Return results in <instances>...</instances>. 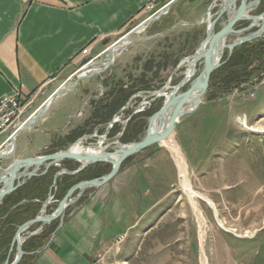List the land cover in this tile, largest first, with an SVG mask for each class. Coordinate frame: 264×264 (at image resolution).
<instances>
[{
    "label": "rangeland",
    "instance_id": "rangeland-1",
    "mask_svg": "<svg viewBox=\"0 0 264 264\" xmlns=\"http://www.w3.org/2000/svg\"><path fill=\"white\" fill-rule=\"evenodd\" d=\"M194 1L181 0L171 11L177 15L181 7L193 5ZM218 6L211 10L212 16ZM205 20L206 15L194 27L163 31L160 35H152L153 31L149 28L131 35L128 38L129 44L116 51L110 68L105 72L107 74L111 70V86L116 83H123L128 87L134 85L138 87V91L134 93V97L132 94L128 98L125 110L116 117L123 129L128 125L126 135L118 136L121 131L114 136L109 135V139L106 138L99 147L111 150L117 143L133 142L143 136L149 115L143 116L140 111L151 103L162 104L164 99L161 96L150 101L153 95L149 91L158 90L167 82L169 86H173L182 78L184 67L170 77L178 64L174 62L190 56L200 46L205 37ZM225 22V18L221 17L215 30ZM243 25L245 24L238 22L236 27ZM235 37L237 36H228L227 42ZM201 68L202 65L198 63L195 76L201 72ZM188 86L189 84H185L179 92ZM249 92H253L254 96L250 97ZM211 94H204L198 106L186 116H181L179 123L177 122L178 128L183 122L186 123L179 141L184 147L188 162L182 152L178 154V147L174 146L177 139L175 130L163 142L153 144L122 162L125 164L133 159L142 160L154 152L173 153L174 147L178 155L176 158L172 157V160L168 156L159 159L164 163L170 162L171 165L167 164L165 174L155 185L156 192L163 196V201L159 204L160 213L156 216L153 228L135 231L118 243L115 241L120 235L115 237L112 244H115L114 249H118V252L111 259H104V264L108 261L112 264H264V120L258 125L254 124L255 119L264 117V77L260 82L251 80L222 93H216L213 89ZM70 100V96H66L61 111L58 112L57 119L61 124L69 119L67 115L73 111ZM61 103L62 100L51 104L43 116L58 110L57 106ZM229 104L234 105L228 109ZM29 114H25L24 118ZM47 125L48 122L39 119L32 127L20 132L15 137L14 151L10 156L0 159V171L14 159L24 158L21 154L30 156L53 152L50 149L44 150L48 142L44 134ZM119 126H115L113 131ZM231 131H234L233 135L229 134ZM216 138L218 144L212 143L214 150L211 153L208 150L209 157L203 158L201 144L206 141L215 142ZM191 142H196L197 145H189ZM97 144L96 141L92 146ZM107 168L98 169L99 176L110 170ZM50 186L48 193L50 190L53 198L56 186L51 189ZM188 188L195 194L190 193ZM94 189L87 188L75 202L82 203ZM59 190L61 191V187ZM201 196L210 199L214 207ZM56 204L57 201L53 198L45 212H52ZM37 227L34 224L27 231ZM50 234L45 244L49 241ZM41 248L28 254L38 252ZM14 253L13 250L9 261L13 259ZM104 253L105 251L97 252L92 264L98 254L105 255ZM33 262L34 258H30L22 264Z\"/></svg>",
    "mask_w": 264,
    "mask_h": 264
},
{
    "label": "crops",
    "instance_id": "crops-1",
    "mask_svg": "<svg viewBox=\"0 0 264 264\" xmlns=\"http://www.w3.org/2000/svg\"><path fill=\"white\" fill-rule=\"evenodd\" d=\"M180 1L176 0L159 19L133 34L149 28L152 35H160L163 31L194 27L205 15L207 19L214 1L220 3L222 0H195L193 5L181 7L175 15L171 10ZM161 5V1L152 0H0V97L18 93L31 101L26 114L33 112L79 69L84 48L89 47L90 55H97L96 60L101 58L117 38L151 17ZM127 44L129 41L120 48ZM106 70L81 79L71 92L61 93L51 101L50 105L60 100L62 103L57 106L58 110L43 116L49 105L39 118L48 122L44 132L48 142L44 150H64L79 137L98 128L105 132L108 123L117 117L120 108L113 111L110 104L113 79L109 77L111 70L107 74ZM72 82L73 79L70 84ZM66 96H70V108L75 111L61 124L57 115ZM233 105L229 104L228 109ZM261 120L264 117L255 119L254 124H260ZM185 126L184 122L179 128L175 124L177 139L174 146L187 161L179 141ZM229 134L233 135L234 131ZM212 143L217 145V138L215 142L201 144L203 158L207 159L214 150ZM89 144L87 137L79 146L86 148ZM175 149L173 153L154 152L142 160L133 159L122 164L112 179L89 192L82 203L69 205L62 219H58L49 241L37 252L33 264H92L95 254L104 251V259H111L118 252L112 244L115 237L153 228L160 213L159 204L163 201L155 185L165 174L167 164L171 165L159 159L164 156L170 160L176 158ZM65 160L66 164L78 163ZM60 166L67 168L63 163ZM50 225H43L38 233L49 229Z\"/></svg>",
    "mask_w": 264,
    "mask_h": 264
},
{
    "label": "water",
    "instance_id": "water-1",
    "mask_svg": "<svg viewBox=\"0 0 264 264\" xmlns=\"http://www.w3.org/2000/svg\"><path fill=\"white\" fill-rule=\"evenodd\" d=\"M175 1L176 0L170 1L163 6L156 15L143 20L135 27L129 29L123 36L117 38L105 49V55L101 58L96 60L92 59L91 56L84 57L80 61L79 69L54 90L50 96L40 104L35 112L28 117L21 126L12 132L10 141H12L13 147L16 146L15 137L20 132L32 127L57 95L71 92L81 79L105 70L113 62L115 50L123 46L125 42L127 43L128 38L133 33L159 19ZM259 3L260 0H222L214 16L211 15V10L217 5L216 1L210 5L206 19L205 37L193 54L178 62L171 72L170 77H172L179 68L185 67L188 62H190L192 69L191 73H186V71H184L182 78L173 86H169L167 82L158 90L149 91V94L153 95L150 101L161 96L164 97V99L161 106L148 116L147 127L139 140L129 143H117L111 150L91 153L87 150H73L72 147L81 140V138H79L64 150L14 159L8 166L0 171L1 204L5 196L15 191L28 179L44 174L52 166H59L62 160H74L79 163V166L73 170L67 168H59L56 170L53 175L50 189L55 185L56 180L63 174L74 175L84 170L86 167L99 162L110 164V170L107 173L95 178L83 179L71 185L58 201L55 209L50 213H46V208L52 198L49 190L47 197L42 201V207L38 214L17 226L10 242L8 255L1 264H18L25 253L22 248V243L28 237L38 233L43 225L51 223L56 219L61 220L65 209L79 199L87 188H98L112 179L127 157L145 150L153 144L163 142L172 134L174 126L179 118L193 111L201 102L202 96L207 91L210 75L221 65V59L225 50L228 51V56H230L235 47L245 42L264 37V10L256 14L250 13L258 7ZM221 17H225L226 22L218 30H215L216 24ZM241 21L247 22V24L237 28L236 24ZM230 35H236L237 37L231 42H227V38ZM124 37L126 38L123 39ZM220 52L221 55L219 57ZM198 63L202 65V68L201 72L195 76ZM97 67L100 68L98 69ZM72 79L73 82L70 84ZM185 84H189L187 89L179 92L180 88ZM134 96L135 95L132 97ZM116 121H118L117 118L113 117L107 125L108 128ZM10 154L11 152L0 153V159L8 157ZM74 193L75 195H73ZM34 201H36V199H34ZM21 202H24V200L19 203ZM34 224H37L38 227L35 230L27 231ZM13 250L15 251L13 259L9 261L10 254Z\"/></svg>",
    "mask_w": 264,
    "mask_h": 264
},
{
    "label": "trees",
    "instance_id": "trees-1",
    "mask_svg": "<svg viewBox=\"0 0 264 264\" xmlns=\"http://www.w3.org/2000/svg\"><path fill=\"white\" fill-rule=\"evenodd\" d=\"M177 63L178 61L174 62V64ZM263 77L264 37H261L235 47L230 56H228V51L225 50L221 59V65L210 75L209 85L205 94L211 96L213 89H215L216 93L226 92L228 89H232L233 87L241 86V84H247L251 80L260 82ZM137 91L138 87H135L134 85H131V87H128L123 83H116L113 85L111 88L112 97L110 101L113 111L125 104L128 98ZM160 106L161 104L157 105L156 103H151L148 107L140 112L143 116H147L150 115L154 110H157ZM132 118L133 116L129 119V121ZM119 125L120 124L114 123L109 131V135L114 136L120 131H122V136L126 135V129L128 125H126L124 129H122V126ZM115 126H119V128L114 132L113 129ZM62 163L67 168H69L71 165L66 164L67 160H62L61 164ZM78 165V163H75L72 165V168L69 169L73 170L77 168ZM106 167H108L107 170L110 169V164L99 162L86 167L77 174H64L60 176L55 183L56 192L53 198L58 203V201L62 198L66 190L71 185L83 179L98 177L99 173L97 170L101 168L104 169ZM56 170V166L50 167L44 174L31 177L15 191L4 197L2 203L0 204V264L7 257L10 242L17 229V226L22 224L24 221L36 216L40 210L42 201H44L46 198L48 187L53 181V175ZM60 187L62 192L59 190ZM58 191L59 194H57ZM34 199H36V201H34ZM22 200H24V202L19 203ZM48 209L49 206H47V211ZM57 222V220L52 221L49 229H43L40 233L28 237L22 243V248L25 253L18 264H22L27 259H33L36 257L37 252L33 254L28 253L41 248L45 244L50 232H52L54 227H56Z\"/></svg>",
    "mask_w": 264,
    "mask_h": 264
},
{
    "label": "built area",
    "instance_id": "built-area-1",
    "mask_svg": "<svg viewBox=\"0 0 264 264\" xmlns=\"http://www.w3.org/2000/svg\"><path fill=\"white\" fill-rule=\"evenodd\" d=\"M152 1L162 2V5L153 13L152 16H154L159 12V10L163 6H165L172 0H152ZM150 6L153 7V4H151ZM81 54L83 57L91 56L89 47L84 48ZM91 57L92 59H95L97 55H94ZM249 96L253 97L254 93L249 92ZM30 105H31V101H28L27 99L22 98L18 93L13 94V95H4L0 97V138L2 137L3 134H5L4 137L0 139V153H2L4 149L6 148L10 140V137L12 135V132L16 128H18L24 122L25 119L30 117L35 112L34 110L28 115L27 118H24L26 114V110L28 107L30 108ZM242 124H243V119H242ZM98 143H102V141L99 140ZM121 239H123V235H120L119 239H117L115 243H118ZM103 260H104V255L98 254L94 264L103 263Z\"/></svg>",
    "mask_w": 264,
    "mask_h": 264
},
{
    "label": "flooded vegetation",
    "instance_id": "flooded-vegetation-1",
    "mask_svg": "<svg viewBox=\"0 0 264 264\" xmlns=\"http://www.w3.org/2000/svg\"><path fill=\"white\" fill-rule=\"evenodd\" d=\"M221 2V1H220ZM217 5H219V3H216ZM264 4V0H260V3H259V5H258V7L255 9V10H253V11H251L250 13H252V12H255V14L256 13H259V12H261L262 10H264V8L262 7V5ZM216 5V6H217ZM218 8H219V6H218ZM213 9V8H212ZM217 12V11H216ZM225 18V17H224ZM225 20H226V18H225ZM242 22V21H241ZM242 23H244L245 25L247 24V22H242ZM238 28V27H237ZM252 30V29H251ZM124 35V34H123ZM122 35V36H123ZM121 37V36H120ZM108 68V67H107ZM106 68V69H107ZM105 69V70H106ZM104 71V70H103ZM102 71V72H103ZM125 107H126V103L125 104H123V105H121L119 108H120V110H119V112L121 113L123 110H125ZM116 122H118V121H116ZM115 123V122H114ZM113 123V124H114ZM113 124H112V126H113ZM111 126V127H112ZM111 127H109L108 128V126L106 127V130H105V132H104V130H102L101 132H100V128H98L97 130H94V131H92L91 133H89V134H87L86 136L85 135H81V137L82 136H85V137H82L81 138V140L79 141V145H80V143L82 142V140H84L85 138L87 139V137L88 138H90V144L89 145H87V146H92L93 145V143H95L96 141L97 142H99V140H101L102 141V143H104V141L105 140H107L106 138H108L109 137V131H110V129H111ZM105 129V128H104ZM122 134V131L120 132V133H118V136L119 135H121ZM80 138V137H79ZM109 139V138H108ZM85 148V147H84ZM45 153H48V152H45ZM79 164V163H78ZM79 166V165H78ZM77 166V167H78ZM76 169V168H75Z\"/></svg>",
    "mask_w": 264,
    "mask_h": 264
},
{
    "label": "bare ground",
    "instance_id": "bare-ground-1",
    "mask_svg": "<svg viewBox=\"0 0 264 264\" xmlns=\"http://www.w3.org/2000/svg\"><path fill=\"white\" fill-rule=\"evenodd\" d=\"M126 37H124L123 39H125ZM125 41V40H124ZM126 43V42H125ZM124 43V44H125ZM116 51V50H115ZM220 55H221V52L219 53V57H220ZM184 71H186V73H191V71H192V69H191V66H190V62H188L187 63V65L184 67ZM26 120V119H25ZM24 120V121H25ZM23 124V123H22ZM21 124V125H22ZM20 125V126H21ZM11 140V139H10ZM9 140V142H8V144H7V146H6V148L4 149V151L3 152H13L14 151V149H15V147H13V143H12V141H10ZM101 145H103V143H101V144H97V145H95V146H90V147H86V148H81L80 146H79V144H75L72 148H73V150H75V151H80V150H87V151H89V152H91V153H99V152H101L102 150H104V149H102V147H99V146H101ZM105 148V147H104ZM187 184V183H186ZM185 184V185H186ZM189 185V184H188ZM186 188V187H185ZM189 189V192L190 193H192V194H195V192L191 189V188H188ZM198 194V193H197ZM201 198L202 199H204L205 201H207L209 204H211L213 207H214V203L210 200V199H208L207 197H205V196H201ZM124 237V236H123Z\"/></svg>",
    "mask_w": 264,
    "mask_h": 264
}]
</instances>
